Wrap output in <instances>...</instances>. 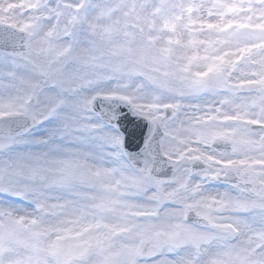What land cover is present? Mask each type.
Returning a JSON list of instances; mask_svg holds the SVG:
<instances>
[{"label":"snow or ice","instance_id":"obj_1","mask_svg":"<svg viewBox=\"0 0 264 264\" xmlns=\"http://www.w3.org/2000/svg\"><path fill=\"white\" fill-rule=\"evenodd\" d=\"M0 264H264V0H0Z\"/></svg>","mask_w":264,"mask_h":264}]
</instances>
